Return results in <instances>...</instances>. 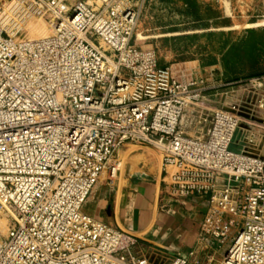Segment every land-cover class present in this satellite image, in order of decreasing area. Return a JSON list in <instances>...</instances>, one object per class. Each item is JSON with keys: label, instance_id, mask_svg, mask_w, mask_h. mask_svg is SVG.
<instances>
[{"label": "built area", "instance_id": "obj_1", "mask_svg": "<svg viewBox=\"0 0 264 264\" xmlns=\"http://www.w3.org/2000/svg\"><path fill=\"white\" fill-rule=\"evenodd\" d=\"M4 1L0 264H264V154L233 149L235 106L209 111L203 87L135 43L147 0ZM35 17L53 33L19 35ZM189 109L196 136L182 128ZM125 144L161 151L169 196L205 197L202 229L220 257L211 246L168 257L82 211Z\"/></svg>", "mask_w": 264, "mask_h": 264}, {"label": "rangeland", "instance_id": "obj_2", "mask_svg": "<svg viewBox=\"0 0 264 264\" xmlns=\"http://www.w3.org/2000/svg\"><path fill=\"white\" fill-rule=\"evenodd\" d=\"M21 32L40 38L52 34L53 26L35 17ZM134 39L153 49L159 64L203 87L209 111L236 107L234 150L264 154V107H259L264 100V0H147ZM194 115L189 109L185 119ZM7 219L0 213L2 233Z\"/></svg>", "mask_w": 264, "mask_h": 264}, {"label": "crops", "instance_id": "obj_3", "mask_svg": "<svg viewBox=\"0 0 264 264\" xmlns=\"http://www.w3.org/2000/svg\"><path fill=\"white\" fill-rule=\"evenodd\" d=\"M182 128L191 136L202 133L195 116L184 118ZM115 159L120 162L116 176L109 182L108 174H101L82 207L84 213L135 235L168 257L187 256L193 249L205 253L210 246L220 257L222 250L202 229L205 197L177 199L165 192L167 178L158 149L125 144Z\"/></svg>", "mask_w": 264, "mask_h": 264}, {"label": "bare ground", "instance_id": "obj_4", "mask_svg": "<svg viewBox=\"0 0 264 264\" xmlns=\"http://www.w3.org/2000/svg\"><path fill=\"white\" fill-rule=\"evenodd\" d=\"M4 2H5L4 5L6 6V5L8 4L9 1H8V0H5ZM28 26H29V25H28ZM28 29H29V28H28ZM23 31H24V30H23ZM26 32H27V29H26ZM26 32H24V33H26ZM20 33H22V32H20ZM23 35H24V34H23ZM7 220H8V219H7ZM6 225H7V224H6ZM6 225H4V226H6Z\"/></svg>", "mask_w": 264, "mask_h": 264}]
</instances>
